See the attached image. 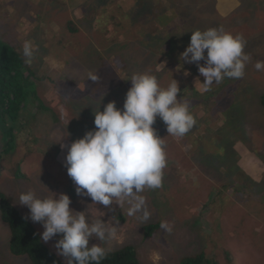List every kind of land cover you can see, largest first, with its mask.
<instances>
[{"label": "rangeland", "instance_id": "obj_1", "mask_svg": "<svg viewBox=\"0 0 264 264\" xmlns=\"http://www.w3.org/2000/svg\"><path fill=\"white\" fill-rule=\"evenodd\" d=\"M193 1L185 0V5L196 9L174 27L163 29L165 33L151 31L150 25L138 33L134 27L140 25L137 19L141 10H132L134 0H0V38L23 55L25 45L30 47L32 56L24 57L39 96L16 123V147L2 163L0 179V190L26 217L29 209L15 202L21 192L32 189L39 196L64 193L76 211H88L93 219L117 227L119 238L105 241L103 247L115 251L131 245L140 264H180L184 257L201 252L219 264H264V203L258 202L260 197L264 200V106L259 98L264 92V71L255 68L257 61H264V0ZM209 1L216 12L210 10L212 4L206 6ZM136 3L139 7L144 4L142 0ZM87 6L90 15H84ZM175 6H181V2ZM206 13H211L212 20H231V25L226 24L227 31L241 34L246 42L255 39L261 43L257 47L260 55L253 52L255 57L246 65L242 79L247 83L241 87L240 80H224L233 83V90L224 99L221 83L204 91V77L195 63H183L171 46L164 51L157 47L164 41L156 37L163 35L166 42L171 40L173 28L188 33L199 27L204 30L206 24L200 17ZM168 16L169 20L179 19L173 10ZM69 21L77 25L76 34L68 30ZM213 27L219 26L207 25V29ZM146 31L149 38H141ZM113 68L130 76L150 72L163 87L176 79L179 95L191 102L197 120L189 133L175 137L157 117L153 127L164 138L167 154L162 185L136 194L144 203L131 216L127 202L105 207L78 195L65 167L67 148L59 144L64 139L63 143L70 146L95 128L94 114L89 112L92 108L96 111L100 103H94L93 96L102 99V93L109 91L108 70ZM90 74L97 80L89 79ZM224 106L227 113L221 111ZM58 114L64 115L59 118ZM24 125L32 130V135H27L28 144H23L28 130L18 129ZM3 135L0 129V150L6 142ZM44 138L50 153H43ZM212 142L216 150L207 148ZM18 164L22 165L19 179L14 174ZM71 187L74 195L69 194ZM118 213L123 218H118ZM152 222L167 223L172 230L160 227L155 236L145 238L143 228ZM32 223L42 235L43 222ZM60 238L57 235L49 242L42 241L67 264L55 248ZM98 243L95 238L90 241V245ZM0 264H34L28 256L12 253L10 230L1 210Z\"/></svg>", "mask_w": 264, "mask_h": 264}, {"label": "clouds", "instance_id": "obj_2", "mask_svg": "<svg viewBox=\"0 0 264 264\" xmlns=\"http://www.w3.org/2000/svg\"><path fill=\"white\" fill-rule=\"evenodd\" d=\"M191 33L190 43L180 54V60L197 65L200 76L204 77L201 82L204 91H210L214 84L226 78L244 77L251 56L244 50L246 41L241 34L234 35L223 27ZM24 55L32 56L27 44ZM202 60L204 64L200 63ZM255 68L264 71V61H257ZM89 79L97 80L91 74ZM129 80L131 87L122 109L112 101L101 111L102 99L99 110H93L95 128L70 146L63 143L64 139L59 144L62 149L67 148L65 167L77 186V194L105 207L127 202L131 205L128 209L131 216L144 203L136 194L162 185L167 154L164 138L153 127L157 117L166 125L168 134L175 137L189 133L197 120L191 111V102L179 95L181 89L176 79L163 87L156 75L146 71L132 74ZM51 193L39 196L30 189L21 192L15 202L29 209L27 219L43 222L41 239L44 242L61 235L55 248L67 264H101L109 252L102 245L119 238L117 227L103 219H93L88 211H76L70 207L69 195ZM133 200L136 202L132 203ZM144 219H148L147 214ZM161 227L172 230L167 223ZM93 238L100 243L90 245Z\"/></svg>", "mask_w": 264, "mask_h": 264}, {"label": "trees", "instance_id": "obj_3", "mask_svg": "<svg viewBox=\"0 0 264 264\" xmlns=\"http://www.w3.org/2000/svg\"><path fill=\"white\" fill-rule=\"evenodd\" d=\"M189 1V0H188ZM144 4L137 6L136 0H134L133 9H140L139 13L140 17L137 19V25L134 27V30H138V33H142V29H145V26L151 27V31L159 32L166 27L175 26V24L179 23L184 18H187L189 13H192L195 9L192 6L185 5V0H142ZM181 2V6H175V3ZM197 3V0L193 1ZM208 4H212L210 6V10L216 12L214 8V3L211 1L207 2ZM88 7V6H87ZM89 8V7H88ZM175 11L178 15L179 19L177 21L169 20L168 16L169 11ZM200 11L204 10L203 8L199 9ZM90 8L84 11V15H88L90 12ZM124 11V10H123ZM125 12V11H124ZM212 12V11H211ZM92 13V12H91ZM90 13V14H91ZM89 14V15H90ZM96 20L95 18H93ZM214 18L211 17V13H206V16H201V23L206 27L212 26L213 24H217L219 27H223L226 31V24L229 26L232 22L229 19H223L220 17L218 20H212ZM70 22V21H69ZM157 22V23H155ZM162 23V24H160ZM167 23V24H163ZM236 23V22H233ZM169 29V28H167ZM68 30L70 33L76 34L79 29L77 25L72 21L70 22ZM198 30H201L199 27ZM195 31V30H194ZM151 32V33H156ZM193 32V31H192ZM163 33L165 31L163 30ZM149 32L146 31L142 34L141 38H149ZM192 33L187 32L183 29L173 28L171 40L169 39L166 42V39L163 35H159L156 38H160L164 41L163 45L157 46L159 49H164L167 47H172L174 51H178L179 54L183 52V47H186L190 43ZM180 38V41L178 39ZM250 40V39H249ZM166 43V46H165ZM143 45H146L144 42ZM260 41L252 39L246 42L245 52L249 53L251 59L255 56L252 53H256L260 55V51L257 47L260 46ZM147 47V45H146ZM246 47H249L247 49ZM153 53V50H150ZM207 52V50H206ZM157 58V57H156ZM152 63L155 64V61L151 59ZM205 61H203V64ZM138 68H142V66H138ZM30 68L26 63V59L22 53L17 51L14 47L7 44L3 39L0 38V129L4 132L5 146L0 150V179L2 177V163L10 156V154L15 150L16 147V123L21 119L22 112L27 107L30 108V104L36 101H39V96L37 93L35 80L33 78V73L30 72ZM108 77L110 82V88L107 93H102V99L104 105L109 102L115 101L118 108H121V104H124L126 93L131 87L130 75L131 73L125 74V71H121L117 68H113L108 70ZM26 72H30L28 75ZM248 79V78H247ZM124 80V81H122ZM241 83L238 86H243L247 82L245 79H239ZM252 83V82H251ZM219 84H214L212 87L216 88ZM233 83L226 84L224 81L221 83L222 90V99L230 94V91L233 90ZM240 88V87H239ZM101 94V93H100ZM94 95V94H93ZM230 97V96H229ZM260 101L264 106V92L260 94ZM102 99H95L93 96L94 103H101ZM121 104L119 103V101ZM101 106V111L103 110V106ZM122 109V108H121ZM223 109V108H222ZM64 111V109H62ZM94 108L91 109L89 113H93ZM99 110V108L97 109ZM96 110V111H97ZM227 106H224L222 112L227 113ZM50 111V110H49ZM30 115V114H28ZM60 115L58 114L59 118ZM56 115V117H58ZM58 122V121H57ZM164 126V122H160ZM28 123H26V127L28 128ZM224 126V125H223ZM222 126V127H223ZM65 128V127H64ZM19 131H27L25 138V143H29V136L32 135L31 129H26L25 125L18 128ZM161 132L164 131V128H160ZM66 134L69 137L68 129L66 130ZM31 140V138H30ZM218 142L222 143V140L217 137ZM41 147H43V153H50V149L46 146L45 138L41 141ZM215 142V141H214ZM22 145V144H21ZM219 145V146H220ZM50 146V145H49ZM207 148L216 150V145L212 142L211 145L207 144ZM32 147V146H31ZM219 149V148H218ZM40 150H42L40 148ZM51 157V154L48 155ZM15 178L19 179L22 174V165L18 164L17 170L15 171ZM157 190V189H156ZM155 190V192H156ZM71 195H74L73 192L75 190L71 187L69 189ZM68 191V192H69ZM258 202L264 203V200L260 197ZM0 210L2 213V220L8 225L10 230V248L14 255L28 256L34 264H63L59 258L55 255V253L50 250L42 241L41 235L36 229L35 225L26 218V216L17 209L12 202L10 201L7 194H5L2 190H0ZM118 218H123L121 214H117ZM161 227V222L150 223L149 225L144 226V234L145 238L153 237L158 232ZM101 264H140L137 260V251L131 245H125L115 251H109L107 257L101 261ZM180 264H219L215 259L209 257L206 253L201 252L199 254H195L192 256H186L181 261Z\"/></svg>", "mask_w": 264, "mask_h": 264}]
</instances>
